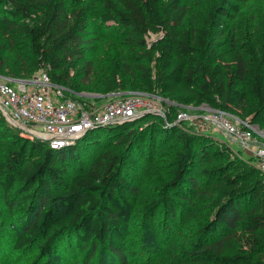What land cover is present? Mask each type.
Here are the masks:
<instances>
[{
  "label": "trees",
  "instance_id": "trees-1",
  "mask_svg": "<svg viewBox=\"0 0 264 264\" xmlns=\"http://www.w3.org/2000/svg\"><path fill=\"white\" fill-rule=\"evenodd\" d=\"M249 1L207 0L198 16L201 25L190 28L182 27V0H102L101 19L122 31L147 90L176 95L183 104L196 99L235 117L244 102L237 87L245 82L252 97L248 108L259 122L264 121V43L259 49L247 44L242 52L233 39H221L229 9ZM88 21L82 0H0V52L15 49L36 70L48 69L52 84L72 87L67 82L71 63L63 61L81 58L93 45L86 39ZM150 36L156 43L147 42ZM152 62L157 78L148 67ZM87 66L79 74L88 76ZM156 118L147 114L100 127L53 149L45 140L9 134L0 115L6 146L0 197L22 221L13 249L35 247L44 260L63 239L69 244L73 239L89 247L87 263L97 254L107 264H130L126 243L139 193L132 155L150 158L152 149L162 146L170 173L159 180L158 199L146 212L151 219L164 209L174 221L186 208L196 223L195 240L183 251L185 262L175 264H264V175L211 136L197 138L181 122L164 129ZM213 155L224 160L202 167ZM74 166L79 169L69 176L67 169Z\"/></svg>",
  "mask_w": 264,
  "mask_h": 264
},
{
  "label": "rangeland",
  "instance_id": "rangeland-1",
  "mask_svg": "<svg viewBox=\"0 0 264 264\" xmlns=\"http://www.w3.org/2000/svg\"><path fill=\"white\" fill-rule=\"evenodd\" d=\"M219 1L214 0V2ZM82 3L89 11L88 24L91 36L86 39L92 40L93 45L83 52L81 58H69L63 61L64 65L65 62H69L72 66L67 81L72 83V87L64 86L67 96L78 98L86 111L95 112L120 97L141 95L149 100L152 109L161 114L155 116L157 121L163 123L164 129L181 122L187 127V131L195 134L197 138L211 136L213 140L225 144L243 162L255 164L256 159L253 154L240 145L228 143L213 129L209 120L210 117L217 115V111L206 103L190 98L183 104L176 95L165 94L158 89L147 90L137 76L135 71L137 62L131 58L132 53L124 43L122 31L114 23L102 21V0H82ZM181 4L185 13L182 27L200 26L198 16L204 13L207 0H182ZM237 9H229L230 18H227L223 24L221 39L229 43L233 39L242 52L250 43L255 44L259 49L264 43V0H250L246 4H239ZM147 40L150 45L157 41L155 36H150ZM0 43H4L1 33ZM0 60V82H6L15 88L19 81H24L30 88L41 90V87H36L38 86L36 81L40 80L43 74H49L48 69L36 70L33 63L26 61L15 49L1 51ZM140 63L146 65L145 62L140 61ZM87 65L90 68L89 75L79 74L78 70L88 69ZM148 67L152 69L154 78L159 77L160 73L156 70L154 62L148 64ZM237 89L244 95V102L239 106V114H236L235 118L229 116L230 120L240 124L236 119L238 118L246 123L253 131L254 141L264 145V121L253 120L247 105V102L252 101L248 85L244 82ZM179 115L183 116L178 119ZM140 126L142 127V124L137 125L139 129ZM3 127L7 128L9 134L19 135L28 141L43 138L42 129L33 125L19 123L13 126L4 120ZM3 142L0 138V157L6 151ZM167 152L165 147L160 146L152 149L150 158L144 155H132V158L136 159L132 163V173L136 177L135 182L139 185V193L126 243V254L130 264H150L154 261L161 264H175L180 260L185 262L182 258L183 251L195 240L196 223L189 220L188 209L184 208L180 215L181 219L177 211L174 221L168 219L164 209L154 211L151 219L149 218L151 215L146 212L148 203L158 199L156 192L159 180L169 177ZM27 156L36 155L27 153ZM91 156L87 159H91ZM223 160L222 156H209L202 167H212ZM78 169V166L68 168V175H73ZM199 183L203 184L200 180ZM21 224L17 211L9 208L0 197V264H44L45 262L107 264L105 259L97 254L87 263L89 247L79 245L73 239L71 244L67 239H63L55 253L44 260L38 257L35 247H27L21 252L16 251L13 249V243Z\"/></svg>",
  "mask_w": 264,
  "mask_h": 264
},
{
  "label": "built area",
  "instance_id": "built-area-1",
  "mask_svg": "<svg viewBox=\"0 0 264 264\" xmlns=\"http://www.w3.org/2000/svg\"><path fill=\"white\" fill-rule=\"evenodd\" d=\"M36 83L41 90L30 88L24 81H19L16 88L0 82V112L10 125L22 123L42 129L44 139L40 140L47 141L53 149L73 143L75 140H70L85 130L94 129L95 125L104 127L147 114L161 115L141 95L120 97L98 111L88 112L81 103L66 97V89L52 84L48 75L43 74ZM216 114L209 120L213 129L228 143L240 145L253 154L255 167L264 175V145L254 141L252 129L238 118L242 126L233 123L229 117L235 118L232 115L221 111ZM182 116L179 115L178 119Z\"/></svg>",
  "mask_w": 264,
  "mask_h": 264
},
{
  "label": "water",
  "instance_id": "water-1",
  "mask_svg": "<svg viewBox=\"0 0 264 264\" xmlns=\"http://www.w3.org/2000/svg\"><path fill=\"white\" fill-rule=\"evenodd\" d=\"M93 128H94V129H98V128H100V125H95ZM94 129H91V130H94ZM91 130H85V131L82 132L81 134L77 135V137H75V138L78 139L79 137H82L86 132L91 131ZM75 138H73V139L70 140V141L76 140Z\"/></svg>",
  "mask_w": 264,
  "mask_h": 264
},
{
  "label": "crops",
  "instance_id": "crops-1",
  "mask_svg": "<svg viewBox=\"0 0 264 264\" xmlns=\"http://www.w3.org/2000/svg\"><path fill=\"white\" fill-rule=\"evenodd\" d=\"M37 88H40L41 86H36Z\"/></svg>",
  "mask_w": 264,
  "mask_h": 264
}]
</instances>
